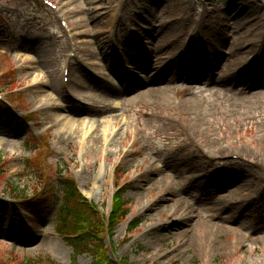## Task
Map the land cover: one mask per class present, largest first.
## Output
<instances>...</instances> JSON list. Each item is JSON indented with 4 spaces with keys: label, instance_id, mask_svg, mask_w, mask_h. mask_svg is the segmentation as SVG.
Returning a JSON list of instances; mask_svg holds the SVG:
<instances>
[{
    "label": "rangeland",
    "instance_id": "1",
    "mask_svg": "<svg viewBox=\"0 0 264 264\" xmlns=\"http://www.w3.org/2000/svg\"><path fill=\"white\" fill-rule=\"evenodd\" d=\"M255 71L264 0H0V264L92 263L56 233L52 203L16 204L51 201L61 171L116 263L264 264ZM118 199L128 218L110 229Z\"/></svg>",
    "mask_w": 264,
    "mask_h": 264
},
{
    "label": "trees",
    "instance_id": "2",
    "mask_svg": "<svg viewBox=\"0 0 264 264\" xmlns=\"http://www.w3.org/2000/svg\"><path fill=\"white\" fill-rule=\"evenodd\" d=\"M24 144L27 146L26 141ZM25 169L29 172V169L26 168V166ZM53 185L54 187L52 186V190H50L51 194H53L52 200L49 202H51L53 204L52 207L56 209L55 220L57 227L55 230L58 234L63 236L66 244L72 248L74 253L76 255L85 253L91 255V264H125L121 261H119L120 263H116V260L109 259L102 254L104 246L100 237L101 231L100 229H96L98 212L95 206L89 205L84 201L77 191L74 182L59 173V176L55 179ZM40 194L35 195L32 200L26 201L25 204L33 207L38 202L40 204L38 206L40 207L45 206L43 204L48 206L49 202L46 199V193L43 195ZM20 196L23 197V199H26L23 194ZM116 203L114 205V211L108 217L110 229L127 216V211H125L119 199ZM69 223L75 224L74 227L70 226V229H68L67 226ZM79 225L86 226L87 230L80 231V229H76V226ZM136 226V223L130 225V230H133ZM28 264L36 263L33 260L29 261Z\"/></svg>",
    "mask_w": 264,
    "mask_h": 264
},
{
    "label": "bare ground",
    "instance_id": "3",
    "mask_svg": "<svg viewBox=\"0 0 264 264\" xmlns=\"http://www.w3.org/2000/svg\"><path fill=\"white\" fill-rule=\"evenodd\" d=\"M258 56H259V54H258ZM257 62H254V65H255V67H257V66H261V63H259V61L258 60H256ZM253 68H254V66H252V67H250V68H246L247 69V71L249 72V71H252L253 70ZM257 69H258V67H257ZM257 72L258 71H255V75H258V76H263V75H261V73H260V71H259V74H257ZM215 77V76H214ZM190 81L192 80V81H194L195 79H194V77H192V78H190L189 79ZM214 82L216 83V81H215V79H214ZM242 82V84L244 83V81L242 80L241 81ZM218 84L220 83L219 81L217 82ZM257 83H260L259 81H257ZM77 87H79V88H83L85 85L82 83V82H80V79H79V81H76V84H75ZM109 86H104V88H106V93L107 94H111V95H113V94H120L121 93V91L118 89V88H111V87H109ZM50 89L51 90H55V87L54 86H50ZM162 92L161 91H159V88L158 89H156V94H161ZM97 97H99V96H97ZM194 152H196V153H198L200 156H207L206 154H205V151H203L201 148H199L198 150L196 149ZM145 208V207H144ZM174 211V210H173ZM182 214H185L186 216L188 215V210L187 209H184V211H182ZM182 214H180V216L181 217H183V215ZM205 219H207V217L205 218ZM207 226H208V224H207ZM215 228V225L214 224H211V228ZM212 228V229H213Z\"/></svg>",
    "mask_w": 264,
    "mask_h": 264
}]
</instances>
